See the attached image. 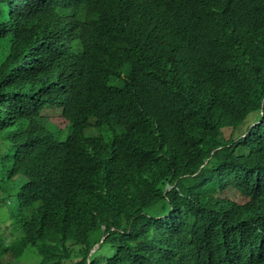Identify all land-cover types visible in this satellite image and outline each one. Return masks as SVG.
Listing matches in <instances>:
<instances>
[{
  "label": "trees",
  "instance_id": "16d2710c",
  "mask_svg": "<svg viewBox=\"0 0 264 264\" xmlns=\"http://www.w3.org/2000/svg\"><path fill=\"white\" fill-rule=\"evenodd\" d=\"M0 150V264H264V0H0Z\"/></svg>",
  "mask_w": 264,
  "mask_h": 264
},
{
  "label": "rangeland",
  "instance_id": "374dc122",
  "mask_svg": "<svg viewBox=\"0 0 264 264\" xmlns=\"http://www.w3.org/2000/svg\"><path fill=\"white\" fill-rule=\"evenodd\" d=\"M49 114H50V119L49 121L52 122V123H55L58 127L60 128H63L65 125H66V122L64 121V119L60 116H58L57 112L55 111H49ZM65 131L64 135L66 136V133H67V130H63ZM87 134H92L93 133V130H90L88 129L86 131ZM64 136V138H65ZM227 134H225V138H227ZM0 153H1V150H0ZM231 192H234V191H227L225 193H222V195H225L226 193H231ZM6 210L7 208L6 207H1L0 208V212L3 214L1 216V213H0V223L3 221V219L7 217L6 214ZM21 260V261H20ZM19 264H38V255L35 254V251L32 252H26L24 255H22V257L19 259Z\"/></svg>",
  "mask_w": 264,
  "mask_h": 264
}]
</instances>
